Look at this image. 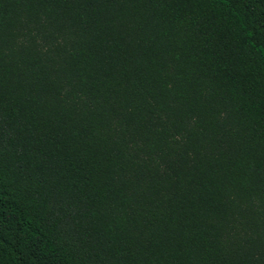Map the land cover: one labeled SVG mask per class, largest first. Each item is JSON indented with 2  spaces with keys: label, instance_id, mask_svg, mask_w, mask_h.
<instances>
[{
  "label": "trees",
  "instance_id": "1",
  "mask_svg": "<svg viewBox=\"0 0 264 264\" xmlns=\"http://www.w3.org/2000/svg\"><path fill=\"white\" fill-rule=\"evenodd\" d=\"M0 264H264V0H0Z\"/></svg>",
  "mask_w": 264,
  "mask_h": 264
}]
</instances>
